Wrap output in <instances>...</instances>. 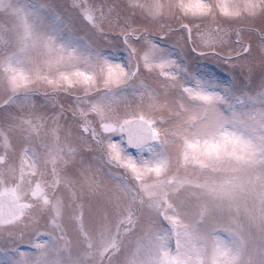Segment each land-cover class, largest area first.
I'll list each match as a JSON object with an SVG mask.
<instances>
[{
    "label": "snow or ice",
    "instance_id": "1",
    "mask_svg": "<svg viewBox=\"0 0 264 264\" xmlns=\"http://www.w3.org/2000/svg\"><path fill=\"white\" fill-rule=\"evenodd\" d=\"M0 264H264V0H0Z\"/></svg>",
    "mask_w": 264,
    "mask_h": 264
},
{
    "label": "rangeland",
    "instance_id": "2",
    "mask_svg": "<svg viewBox=\"0 0 264 264\" xmlns=\"http://www.w3.org/2000/svg\"><path fill=\"white\" fill-rule=\"evenodd\" d=\"M115 2L117 3H127V0H115ZM171 25H175L178 26L177 23L175 22V20H172L169 22ZM244 23H251L250 21H241L240 24H244ZM246 25V24H245ZM252 25V24H251ZM255 26V25H254ZM186 59V58H185ZM190 64V70L195 72L198 69H204L206 71H211L216 73L218 76H220L221 78L227 80L228 79V75L226 70H228V66L227 65H223L221 64V66H214V64L211 61L208 60H204V61H198V62H191V61H187ZM237 71H239L237 69Z\"/></svg>",
    "mask_w": 264,
    "mask_h": 264
}]
</instances>
